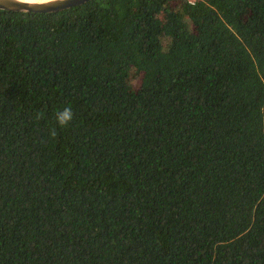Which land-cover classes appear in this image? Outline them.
<instances>
[{
	"label": "trees",
	"instance_id": "trees-1",
	"mask_svg": "<svg viewBox=\"0 0 264 264\" xmlns=\"http://www.w3.org/2000/svg\"><path fill=\"white\" fill-rule=\"evenodd\" d=\"M0 264H264V0L0 10Z\"/></svg>",
	"mask_w": 264,
	"mask_h": 264
},
{
	"label": "water",
	"instance_id": "water-1",
	"mask_svg": "<svg viewBox=\"0 0 264 264\" xmlns=\"http://www.w3.org/2000/svg\"><path fill=\"white\" fill-rule=\"evenodd\" d=\"M97 0H51V6L29 5L24 0H0V10L14 13L54 14Z\"/></svg>",
	"mask_w": 264,
	"mask_h": 264
},
{
	"label": "clouds",
	"instance_id": "clouds-1",
	"mask_svg": "<svg viewBox=\"0 0 264 264\" xmlns=\"http://www.w3.org/2000/svg\"><path fill=\"white\" fill-rule=\"evenodd\" d=\"M29 5L51 6V0H24ZM56 126L63 129L66 128L74 119L73 110L69 106H65L58 110L54 114ZM40 115L37 114L36 119H40ZM56 127L50 130V135L56 136Z\"/></svg>",
	"mask_w": 264,
	"mask_h": 264
},
{
	"label": "built area",
	"instance_id": "built-area-1",
	"mask_svg": "<svg viewBox=\"0 0 264 264\" xmlns=\"http://www.w3.org/2000/svg\"><path fill=\"white\" fill-rule=\"evenodd\" d=\"M191 3H195L196 0H189Z\"/></svg>",
	"mask_w": 264,
	"mask_h": 264
}]
</instances>
